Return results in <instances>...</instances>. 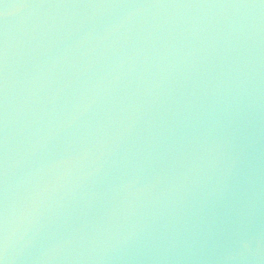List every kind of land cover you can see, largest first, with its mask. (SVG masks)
<instances>
[{
  "label": "water",
  "instance_id": "1",
  "mask_svg": "<svg viewBox=\"0 0 264 264\" xmlns=\"http://www.w3.org/2000/svg\"><path fill=\"white\" fill-rule=\"evenodd\" d=\"M0 264H264V0H0Z\"/></svg>",
  "mask_w": 264,
  "mask_h": 264
}]
</instances>
